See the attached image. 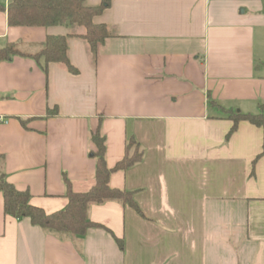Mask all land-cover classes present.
I'll list each match as a JSON object with an SVG mask.
<instances>
[{
	"label": "crops",
	"instance_id": "0c3cea01",
	"mask_svg": "<svg viewBox=\"0 0 264 264\" xmlns=\"http://www.w3.org/2000/svg\"><path fill=\"white\" fill-rule=\"evenodd\" d=\"M11 1L0 49L67 36L78 74L0 62L7 182L52 215L96 184L98 131L109 169L132 141L143 159L110 177L138 208L93 205L83 237L6 215L0 193V264H264V131L244 121L227 138L222 110L264 113V0H86L111 34L95 57L83 27L10 26Z\"/></svg>",
	"mask_w": 264,
	"mask_h": 264
},
{
	"label": "trees",
	"instance_id": "16d2710c",
	"mask_svg": "<svg viewBox=\"0 0 264 264\" xmlns=\"http://www.w3.org/2000/svg\"><path fill=\"white\" fill-rule=\"evenodd\" d=\"M104 9V5L89 6L86 0H12L7 13L9 25L12 27H83L86 33L81 35V38L88 42L95 57L98 46L111 37L106 25L94 23V18ZM0 10H5V7L0 5ZM68 38L50 35L37 52L29 55L22 52L17 45H9L0 49V62L10 61L15 56L29 57L37 61L44 60L46 66L50 63L61 64L70 73L78 74V70L69 59ZM210 105L218 106L213 101H210ZM222 110L233 122L227 138H230L244 121L264 131V113L244 114L235 110ZM93 141L98 147V152L93 155L97 159L96 184L86 193H75L69 189L67 207L52 215H47L44 210L33 206L28 192L18 191L7 182L6 175L1 169L0 157V193L4 197L5 214L17 219L29 218L34 225L57 236L83 237L90 228L97 226L89 220V211L93 205L118 202L137 209L134 194L113 189L110 186V177L113 172L126 171L142 161L143 151L140 146L137 142H130L124 158L113 169H109L105 159V139L99 131L93 137ZM118 243L123 249L122 241Z\"/></svg>",
	"mask_w": 264,
	"mask_h": 264
},
{
	"label": "built area",
	"instance_id": "2783aa9c",
	"mask_svg": "<svg viewBox=\"0 0 264 264\" xmlns=\"http://www.w3.org/2000/svg\"><path fill=\"white\" fill-rule=\"evenodd\" d=\"M0 122H2V120L0 119Z\"/></svg>",
	"mask_w": 264,
	"mask_h": 264
}]
</instances>
